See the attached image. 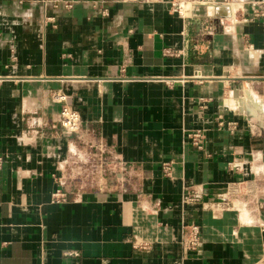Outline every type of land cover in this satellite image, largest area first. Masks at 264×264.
<instances>
[{"label": "crops", "instance_id": "0c3cea01", "mask_svg": "<svg viewBox=\"0 0 264 264\" xmlns=\"http://www.w3.org/2000/svg\"><path fill=\"white\" fill-rule=\"evenodd\" d=\"M178 1L0 0V264H264V18L250 6L262 0L190 19ZM64 106L111 151V175L71 179L96 151L64 134ZM236 181L257 191L238 212L181 203Z\"/></svg>", "mask_w": 264, "mask_h": 264}, {"label": "built area", "instance_id": "2783aa9c", "mask_svg": "<svg viewBox=\"0 0 264 264\" xmlns=\"http://www.w3.org/2000/svg\"><path fill=\"white\" fill-rule=\"evenodd\" d=\"M171 3V7H174L175 12L184 18H193L194 16L188 14V10L194 6H213L215 8H221L225 11L228 17H232L237 11L239 6L238 0H182ZM253 9L251 12L254 18H264V0L250 5ZM183 7L188 8L187 12ZM185 12H184V11ZM214 19V16H207L200 22L205 28L209 27V22ZM168 54V52H166ZM59 100H63V96L58 97ZM57 122L60 128L63 130L66 136H74L83 146L88 147L89 150L96 151V159H92L87 162H72L70 170L71 179L73 181H87L92 180L94 177L101 174L111 175V169L107 166V160L111 158V151L106 147L102 141L98 142H85L82 136V126L79 114L66 106L61 107L58 112ZM219 129H226L228 131H233L235 129L234 123H224L219 122L217 124ZM85 134H89L88 130H85ZM187 138L190 140L191 145L197 150L202 148L203 135L201 132H191L187 134ZM98 159V160H97ZM97 160V161H96ZM2 165V156L0 155V167ZM123 169V168H122ZM121 169V170H122ZM235 171L239 168H232ZM120 170V169H119ZM162 173L165 177H171V168L167 163L162 164ZM124 172V170H123ZM62 185V184H61ZM257 191L252 182H230L227 184L225 193L222 198L218 200H206L204 201L201 195L195 194L193 192H186L182 204L186 206H199L204 210H209L211 212H223V211H235L238 212L242 206H240L239 200L237 198H242L246 196L256 197ZM66 193L61 190V188L56 189L51 194V202L55 204L64 203L66 201ZM186 238L183 242V249L186 252L196 251L201 243L200 231L196 225H189L185 227Z\"/></svg>", "mask_w": 264, "mask_h": 264}, {"label": "rangeland", "instance_id": "374dc122", "mask_svg": "<svg viewBox=\"0 0 264 264\" xmlns=\"http://www.w3.org/2000/svg\"><path fill=\"white\" fill-rule=\"evenodd\" d=\"M181 1H182V0H180L181 5H184V4H182ZM188 8H190V7H188ZM188 8H187V7H183V9H184L186 12H187ZM184 10H183V11H184ZM185 11H184V12H185Z\"/></svg>", "mask_w": 264, "mask_h": 264}, {"label": "bare ground", "instance_id": "6f19581e", "mask_svg": "<svg viewBox=\"0 0 264 264\" xmlns=\"http://www.w3.org/2000/svg\"><path fill=\"white\" fill-rule=\"evenodd\" d=\"M205 7V6H204ZM210 9H212L211 7L210 8H208V10H210Z\"/></svg>", "mask_w": 264, "mask_h": 264}]
</instances>
